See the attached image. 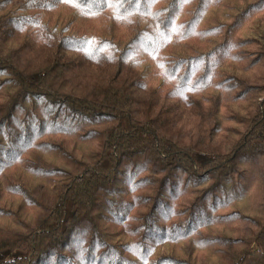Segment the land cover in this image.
<instances>
[{"label":"trees","instance_id":"obj_1","mask_svg":"<svg viewBox=\"0 0 264 264\" xmlns=\"http://www.w3.org/2000/svg\"><path fill=\"white\" fill-rule=\"evenodd\" d=\"M0 264H264V0H0Z\"/></svg>","mask_w":264,"mask_h":264}]
</instances>
